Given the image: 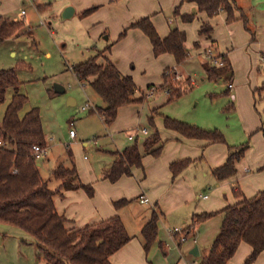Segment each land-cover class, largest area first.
Listing matches in <instances>:
<instances>
[{"label": "rangeland", "instance_id": "rangeland-1", "mask_svg": "<svg viewBox=\"0 0 264 264\" xmlns=\"http://www.w3.org/2000/svg\"><path fill=\"white\" fill-rule=\"evenodd\" d=\"M79 1L0 0V17L10 22L25 23V30L20 36L0 43V70H15L21 83L19 92L27 97L22 114L34 107L39 109L47 144L45 157L38 162L39 172L43 179H50V189L57 185L50 178L51 171L58 165H71L67 158L68 148L73 152L71 162L85 157L99 171L109 163L108 152L116 150L113 139L117 136L122 139L118 147L121 142L127 141L128 132L143 127L149 131L148 119L153 108L158 106V114L154 115L153 120L161 134H172L159 126L162 117L167 115L204 129H216L225 139L224 148L248 144L249 151L245 156L248 162L254 157L258 158L261 154L259 144L264 139V0H234L245 18L229 24L225 23L223 13L211 19L200 13L190 23H183L180 15L187 10V6L183 4L179 15L173 13L181 0H122L126 11H130L127 18L136 17L143 9L149 11V16L154 19L155 29L166 31L178 28L186 34L185 46L189 56L186 55L185 63L175 65V69L167 71L166 75L175 85L187 91L177 100L166 104L167 94L159 87L163 70L148 62L155 58L151 53L147 56L144 45L128 36L130 28L116 30V27L112 28L113 25H103L105 34L94 42L89 35L90 30L99 25L88 23L90 14L63 17L65 10L73 8V3ZM169 20H173L171 25L168 24ZM201 20L211 24L217 50L220 52L222 47L230 51L234 72L232 80H228L227 76L218 83L206 79L203 65L209 62L204 52L210 49L218 53L211 39L198 36ZM113 30L119 34L125 30L120 41L128 36L125 50L118 55L123 66H126L125 71L133 78L137 89L135 96L141 95L144 100L120 107L112 128V125H105L96 112L97 108L104 106L102 99L87 83L77 81L71 67L94 57L105 45L109 47L114 40L110 37ZM195 42L197 46L194 47ZM194 48L202 52L194 55ZM129 58L132 61L127 62ZM139 59L141 64L137 63ZM189 77L194 82L192 86ZM228 83L232 84L233 89L225 95ZM54 84L62 86L65 92L52 94ZM148 85H153L150 86L153 92L147 98ZM11 94L9 89L6 102L0 108L1 113ZM230 96H234V99ZM69 98L74 99V106L67 105ZM86 104L90 108L83 111L82 107ZM70 130L75 133L74 139L69 137ZM143 139V136H139L137 144ZM82 142H86L87 146L83 147ZM169 142L167 140L165 144ZM254 144L255 152L252 150ZM243 162L244 158L237 164V170L245 165ZM129 210L128 220L132 224L150 214L148 205L138 203ZM39 261H42L41 254L35 241L19 229L0 223V264H37Z\"/></svg>", "mask_w": 264, "mask_h": 264}, {"label": "trees", "instance_id": "trees-1", "mask_svg": "<svg viewBox=\"0 0 264 264\" xmlns=\"http://www.w3.org/2000/svg\"><path fill=\"white\" fill-rule=\"evenodd\" d=\"M182 3L193 4L195 15L204 13L208 19L223 13L225 23L229 24L245 18L234 0H182ZM92 9L84 12L88 15ZM174 15H179V8H175ZM239 14V16H238ZM195 15H180L183 23L193 21ZM22 22H10L0 17V43L18 37L24 32ZM130 28L140 30L148 39L152 54L159 57L171 55L176 65L183 64L187 59L186 34L178 28L169 30L165 37H160L149 17L138 20ZM213 28L209 21L200 22L198 36L210 39ZM125 30L119 34L121 39ZM197 46L194 43V47ZM109 49V47L107 48ZM102 53L74 65L71 71L79 83H87L102 99L104 106L96 112L105 125H110L116 118L120 107L143 101V97L135 96L136 86L129 75H122L117 67L107 59L104 63L97 60ZM222 65L210 63L203 65L206 79L218 83L225 76L230 75L231 66L224 54H218ZM162 72L160 88L167 93L166 103H171L187 89H182L171 81L166 72ZM21 83L16 77L14 69L0 70V108L6 102V93L12 91L10 100L0 112V223L15 227L36 242L40 250L43 264H111L109 258L122 248L131 237L119 218L114 216L107 220L86 225L80 229H67L65 218L59 215L54 207V199L62 197L64 191L82 190L89 197L93 196L91 185L80 182L71 159L72 153L67 149L70 167L58 165L51 171L50 178L57 183L50 189V179H43L37 162L32 157V147H47L42 129L40 112L37 107L22 114L27 104V97L19 92ZM151 89L148 87L147 90ZM54 94V92H51ZM227 95V91L224 92ZM154 110L148 119L153 130L152 134L142 141L143 154L157 157L162 148L159 132L154 125ZM163 128L187 139L204 140L209 144H226L223 135L217 131H206L169 117H162ZM249 149L248 144L239 147H228V156L224 165L211 171L212 176L222 181L236 174V165ZM135 142L122 152L113 153L115 159L110 168L103 171L102 178L110 183L116 182L122 176H130L133 168L142 167V155ZM190 162L179 161L170 164L172 176L179 174ZM237 195V194H236ZM127 201L114 202L115 209L123 207ZM223 215L220 229L210 247L203 251L197 264H226L236 252L240 243L251 247L250 255L244 264H252L264 250V189L253 198H242L233 205L221 210ZM211 214L194 215L192 223L203 222ZM158 217L153 212L140 231L142 246L145 252L157 239ZM192 224L174 236L185 238L194 237ZM184 241V242H185Z\"/></svg>", "mask_w": 264, "mask_h": 264}, {"label": "crops", "instance_id": "crops-1", "mask_svg": "<svg viewBox=\"0 0 264 264\" xmlns=\"http://www.w3.org/2000/svg\"><path fill=\"white\" fill-rule=\"evenodd\" d=\"M183 4L187 6V10L181 15L193 14L192 9H195L194 5L182 3V0L181 4L175 8H179L180 11ZM72 6L74 11L71 16L78 13L83 14L92 9L89 15L90 17L87 18L89 22H87L91 25H99L97 26L98 28L90 30L89 35L94 42L98 41V39L105 34L103 27L107 25H113L112 28L116 27V30L125 29L126 27L130 28L131 24L146 17L150 18L153 25L155 24L154 19L149 16V11H143V9L135 15L136 17H132V19L130 17L127 18L129 9L126 11L127 9L124 7L122 0H81L73 3ZM193 15H195V13ZM172 23L173 20L168 21L169 25ZM100 25H102V27H100ZM130 29L131 30L128 31V36L133 39L135 38L136 43L144 45L147 56L150 53L153 56L147 37L138 29ZM169 30L159 31L156 27V31L160 37H165L169 33ZM117 32L118 31L115 30L110 32V37L114 40L109 46V49H107L108 46L106 45L103 47V50L100 51L103 52L102 56L98 58L97 62L104 63V59H107L117 67L122 75H129L125 71L126 66H123V61L118 55L122 50H125V39L128 36L120 41L118 39L119 33ZM107 38H109V36L105 39L107 40ZM210 39L215 47V38L212 34ZM9 40L10 39L6 41ZM148 47L150 49L149 52ZM221 48L222 47H220V52L217 50L218 47L216 48L217 53L226 55L231 66V73L227 76V79L232 80L234 72L230 51ZM186 51L189 56V51L187 49ZM201 52L202 50H196L194 48L193 54L198 55ZM154 58L155 60L149 59L148 62L157 65V68L163 71L166 68L175 69L176 64L171 55L164 54ZM129 61H132V58H129L127 62ZM137 63L141 64L142 62L139 59ZM150 86L153 87V85H148L146 88ZM160 86L161 84L159 87ZM225 91H227V95L230 93L228 90ZM230 97L234 99V96ZM67 105L74 106V99L69 98ZM157 108H159V106L154 107L153 111ZM165 116L169 117L167 115ZM115 120L110 124L112 128ZM190 125L197 126L195 124ZM159 126L163 127V123L161 122ZM155 127L162 141V148L157 157L143 154L141 146L142 140L140 144H137L140 152L143 154L142 167L133 168L130 176H122L114 183L104 180L102 174L103 171L110 168L113 164L115 159L113 153L122 152L125 148L134 144L132 142L137 143L139 136L146 138L152 134L153 130L150 129L148 131L143 127L138 129L139 131H130L126 135L127 141L124 140L118 147L117 144L120 140L122 141V139L117 136L115 140L113 139V145L116 147V150L108 152L110 155L109 163L105 167H101L99 171H97V168H95V166L93 167L91 163H88L85 157H83L84 161L76 159L75 163L72 162L80 182L93 187V196L89 197L82 190H69L64 191L62 198L58 196L57 199H54L55 210L59 215L64 216L66 220L65 227L67 229H80L86 225L119 216L131 239L110 256L109 261L111 264H197L203 251L210 247L220 229L223 218V215L220 213L221 210L229 205L237 203L242 198L251 199L259 191L264 189V139L261 140L259 144L261 154L258 158L254 157L248 162L245 157L249 151L247 150L243 157V163L245 165L238 170L236 169V174L234 176L218 181L212 176L211 171L224 165L226 162L228 148L223 147L225 144H209L204 140L187 139L171 131L168 132L172 134H165L164 132V134H161L157 125ZM143 129L147 131L145 136L140 133ZM201 129L212 131L210 129ZM129 137H132V139L130 140ZM74 138L75 136L73 139ZM167 140L170 142L165 144ZM81 145L85 147L87 143L82 142ZM68 149L71 151L70 148ZM255 149L256 147L254 144L252 150L255 152ZM71 153L73 158V152L71 151ZM185 160L190 163L179 172L178 175L173 177L169 169L170 164ZM37 166L39 167L40 163H37ZM140 197L146 198L148 200L147 203H140ZM121 200H125L127 203L123 207L115 209L113 203ZM137 203L139 205H148L150 214L146 215V217L143 216V219L137 220L135 224H132V222L128 220V212L130 211L129 208L134 209V204ZM153 212L158 217L157 239L148 252H145L142 246L140 231ZM204 213H214L215 215L203 222L192 223L194 215ZM192 224H195L193 226L194 237L181 243L178 238L179 236L175 237L173 235V230H184L191 227ZM194 246L198 248L197 257H193L189 254ZM250 253L251 247L242 242L226 264H244L245 259ZM37 264H43V261H39ZM252 264H264V250Z\"/></svg>", "mask_w": 264, "mask_h": 264}, {"label": "built area", "instance_id": "built-area-1", "mask_svg": "<svg viewBox=\"0 0 264 264\" xmlns=\"http://www.w3.org/2000/svg\"><path fill=\"white\" fill-rule=\"evenodd\" d=\"M21 15L22 16L24 15V11L21 12ZM204 56H205V59L210 64L215 65V66H221L222 65V62H221L220 58L218 57V54L214 53L212 50L206 49L204 52ZM189 81H190V84L192 86L194 82L190 79V77H189ZM232 88L233 87H232L231 83H228L226 85V90L230 91ZM152 92H153V89L148 90L147 98L152 95ZM89 108H90V106L88 104H86L84 107H82V110L85 111V110H88ZM140 133L145 136L147 134V131L143 129L140 131ZM74 136H75V133L72 130H70L69 131V137L73 138ZM129 139L131 140L132 137H129ZM45 152H46L45 148L39 147L37 145L33 146L32 147V157H33L34 161H36L38 163L42 158L45 157ZM139 201L142 204H146L148 200L144 197H140ZM180 231L181 230L176 229V230H173L172 233L174 235L175 233H179ZM184 241H185V238L181 237L180 242L183 243Z\"/></svg>", "mask_w": 264, "mask_h": 264}, {"label": "water", "instance_id": "water-1", "mask_svg": "<svg viewBox=\"0 0 264 264\" xmlns=\"http://www.w3.org/2000/svg\"><path fill=\"white\" fill-rule=\"evenodd\" d=\"M73 11H74L73 8H67L63 14V17L69 18L72 15ZM192 13L193 14L195 13V9H192ZM52 89H53L54 94H56V95L63 94L65 92L64 88L58 84H54ZM189 254L192 255L193 257H197L198 256V248L196 246H194L190 250Z\"/></svg>", "mask_w": 264, "mask_h": 264}]
</instances>
